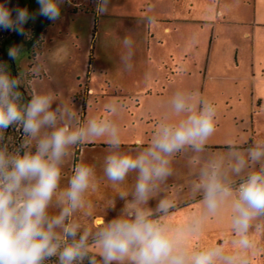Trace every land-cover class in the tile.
I'll return each mask as SVG.
<instances>
[{
	"label": "clouds",
	"instance_id": "obj_1",
	"mask_svg": "<svg viewBox=\"0 0 264 264\" xmlns=\"http://www.w3.org/2000/svg\"><path fill=\"white\" fill-rule=\"evenodd\" d=\"M38 15L50 21L61 17L63 0H37ZM110 0H96V13H109ZM15 12V16H13ZM27 8L11 9L0 3V28L24 33L34 20ZM151 23V17L148 18ZM121 56L130 70L133 41L125 37ZM22 46L8 50L16 61ZM23 74L13 75L0 63V264H248L254 248L253 232L264 228V141L246 150L229 141L228 155H216L199 169L190 191L199 195L200 211L173 225L170 217L177 202L162 196L155 207L150 201L173 174L172 160L180 153L196 154L199 162L216 131L217 109L198 91L177 90L166 101L149 142L134 153L122 150L121 129L114 119L122 111L119 102L104 106L106 115L81 123L76 108L57 102L53 92H21ZM18 128L23 140L9 150L5 133ZM105 139L110 151L104 158V175L113 185L135 173L131 190L117 196L125 201L110 221L85 228L76 218L90 217L93 204L87 198L97 184L94 169L77 164L65 188L62 167L73 147ZM227 161V164H226ZM250 165L258 168L247 170ZM230 174L241 177L238 184ZM58 214H50L53 203ZM115 199L110 207H114ZM230 212L233 249L222 244L200 247L192 241L203 232L207 219Z\"/></svg>",
	"mask_w": 264,
	"mask_h": 264
},
{
	"label": "rangeland",
	"instance_id": "obj_2",
	"mask_svg": "<svg viewBox=\"0 0 264 264\" xmlns=\"http://www.w3.org/2000/svg\"><path fill=\"white\" fill-rule=\"evenodd\" d=\"M67 2L70 1L63 0L61 17L58 20L51 21L49 26L46 20L44 21L42 38L40 36L36 47L28 44L33 32L30 30L25 37L26 44L16 45L13 38L7 50L13 46H22V53L15 62L20 73L23 74L24 85L32 94L53 92L57 102L76 108L77 117L81 123L95 116L106 115L104 106L110 102H119L123 106L122 111L114 119L121 129L122 150L134 153L139 147L146 146L151 139L165 111L167 99L179 88L190 91L192 83L173 81V78H168L169 80L162 78L158 83L153 79L148 81L144 78H125L117 74L100 73L99 65L108 67L109 57L106 56L97 64L93 62V59L98 50L104 46L108 52L109 24L123 20L99 16L95 11L96 0H86L85 9L88 15L72 21L69 13L72 7ZM32 3L35 10L37 1L32 0ZM260 10L264 13V0H260ZM244 12L245 10L241 9L236 18L242 19L245 16ZM260 30L263 33L259 40L264 42V27ZM120 31L122 36L128 33V30L122 26L119 27V33ZM90 56H92V62L89 67L87 59L89 58L90 61ZM147 83L149 86L146 88ZM218 90L200 93L217 109L216 131L210 137L208 145H220L229 141H236L238 144L247 142L252 136V122L257 140H264V111L260 116L253 114L251 96L238 95L235 88L230 85L225 89L227 93H221ZM76 147L79 149L77 164L91 166L94 169L97 184L95 191H90L87 197L93 204L92 216L85 217L77 213L76 218L83 227L94 228L97 220L110 221L124 208L125 201L117 194L122 190L132 189L135 173L129 174L123 184L113 185L107 180L103 171L104 158L110 151L105 139H94ZM76 147L70 150L62 167L61 188L67 187L74 167L77 165L74 166ZM209 148L207 152L200 154L199 162L196 164L190 163V159L196 155L191 151L177 154L172 160L173 174L154 194L150 206L155 207L162 196L175 200L180 193L183 194L184 183H187L186 186L189 187L186 193L192 194L190 186L198 177L199 169L213 156L227 157L228 155L226 151H213ZM230 175L232 179L236 177L234 174ZM114 199V207H110ZM49 211L50 214H58L59 207L55 205V202ZM199 211L198 202L177 210L170 217V222L173 225L181 224ZM233 238L230 212L225 209L218 216L205 221L202 234L196 237L192 244L194 247L222 244L226 250H232ZM251 238L254 241V248L247 254L248 264H264V228L253 232Z\"/></svg>",
	"mask_w": 264,
	"mask_h": 264
},
{
	"label": "crops",
	"instance_id": "obj_3",
	"mask_svg": "<svg viewBox=\"0 0 264 264\" xmlns=\"http://www.w3.org/2000/svg\"><path fill=\"white\" fill-rule=\"evenodd\" d=\"M69 1L72 21L88 15L86 0ZM259 5L260 0H110L109 13L99 16L123 21L109 24L108 52L105 46L100 48L93 62L97 64L107 56L108 67L99 65L100 73L153 79L158 83L162 78L189 81L190 91L201 94L214 89L227 93L225 89L230 85L238 95L251 96L253 114L260 116L264 111V42L259 37L263 33L260 29L264 27V13L259 11ZM241 9L245 10V16L237 19ZM120 26L128 33L122 36ZM125 37L133 41L130 70L121 61L126 51ZM148 86L147 83L145 87ZM251 130L247 142L234 141L241 150L264 141L257 140L253 122ZM227 143L207 148L228 152ZM78 151L76 147L74 166ZM258 167L250 165L248 170ZM240 179L236 176L233 181L237 183ZM186 185L183 194L175 199L178 206L173 213L200 200L199 195L186 193L189 188Z\"/></svg>",
	"mask_w": 264,
	"mask_h": 264
},
{
	"label": "trees",
	"instance_id": "obj_4",
	"mask_svg": "<svg viewBox=\"0 0 264 264\" xmlns=\"http://www.w3.org/2000/svg\"><path fill=\"white\" fill-rule=\"evenodd\" d=\"M0 3H7V6L11 9H15L17 7L28 9V5L25 3V0H0ZM13 16H15V12H13ZM15 33L16 32L14 31L4 30L0 28V63H6L13 75L20 73V70L16 66L15 61L9 58L7 49L11 44ZM91 62L92 56H90L89 67L91 65ZM21 92L24 93L25 99H28L33 95L30 90L24 85V83L22 85ZM4 135L5 140L2 143L6 144L10 151L15 149L23 140V137L18 128H9ZM50 264H55V259L50 261Z\"/></svg>",
	"mask_w": 264,
	"mask_h": 264
},
{
	"label": "flooded vegetation",
	"instance_id": "obj_5",
	"mask_svg": "<svg viewBox=\"0 0 264 264\" xmlns=\"http://www.w3.org/2000/svg\"><path fill=\"white\" fill-rule=\"evenodd\" d=\"M25 3L28 5L29 13L35 14L36 18L34 20H29L25 24L23 34H20V33H18L17 35L14 34V43L16 45L26 44L25 37L30 30H33L28 44L36 47V45L38 44V41L40 39V36L42 38V24H44V21L46 20L47 26H49L51 21L48 20L47 18L45 19V17H43V16L38 15V11H39L38 3H36L37 6H36L35 10L33 9L32 0H25ZM33 25H34V27L36 26V28H34ZM15 64H16V62H15ZM16 66H17V64H16Z\"/></svg>",
	"mask_w": 264,
	"mask_h": 264
},
{
	"label": "bare ground",
	"instance_id": "obj_6",
	"mask_svg": "<svg viewBox=\"0 0 264 264\" xmlns=\"http://www.w3.org/2000/svg\"><path fill=\"white\" fill-rule=\"evenodd\" d=\"M97 221H102V220H97Z\"/></svg>",
	"mask_w": 264,
	"mask_h": 264
},
{
	"label": "built area",
	"instance_id": "obj_7",
	"mask_svg": "<svg viewBox=\"0 0 264 264\" xmlns=\"http://www.w3.org/2000/svg\"><path fill=\"white\" fill-rule=\"evenodd\" d=\"M239 182H237L236 184H238Z\"/></svg>",
	"mask_w": 264,
	"mask_h": 264
}]
</instances>
